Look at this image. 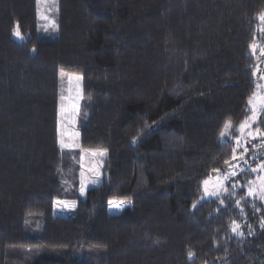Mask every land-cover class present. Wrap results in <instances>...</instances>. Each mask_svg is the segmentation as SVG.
Returning <instances> with one entry per match:
<instances>
[{"label":"trees","instance_id":"1","mask_svg":"<svg viewBox=\"0 0 264 264\" xmlns=\"http://www.w3.org/2000/svg\"><path fill=\"white\" fill-rule=\"evenodd\" d=\"M262 13L264 0H57L58 35L40 38L37 0H0V264H264L262 201L244 186L202 197L250 114ZM60 70L82 77L87 111L64 152ZM80 149L107 152L83 197Z\"/></svg>","mask_w":264,"mask_h":264},{"label":"rangeland","instance_id":"2","mask_svg":"<svg viewBox=\"0 0 264 264\" xmlns=\"http://www.w3.org/2000/svg\"><path fill=\"white\" fill-rule=\"evenodd\" d=\"M37 13H38L37 36L40 38H56L58 35V30H57V0H47V2H44V0H40L39 3L37 2ZM262 14H264V13H262ZM260 15H259V17H260ZM43 16H48L49 19L48 20L42 19L41 17H43ZM50 21L55 22V25H56L55 30H53V28L51 27ZM259 21H260V19H259ZM261 28H264V22H262V21H260V26H259L260 34L264 33L261 31ZM45 29H47V30H45ZM16 31L17 30H15V32ZM15 32H14V35H15ZM21 37L23 38L22 34H21ZM255 44L257 45V49L255 52L257 62H256V67H255L254 73H255V76H256L259 83L257 84V87H256L254 93H257L259 95H264V56H262L260 54L261 49L264 48V43L260 44V43L256 42ZM60 72H61V70L59 71V104H58L59 141L61 138V133H63L64 134L63 139L66 143L78 144L79 135L77 137V136H74L72 134L79 133L78 132V126L79 125H85L86 119H87V111L82 112V109H81L82 83H81V80L79 82H77L75 79H73L71 82H69L68 77L70 75H78V74L64 71L65 76L63 78H61ZM78 90H79V94L81 97L78 101L79 113L77 115H75V122L72 123L71 122V107H72V103L75 102ZM253 94L251 96H253ZM61 95L65 96V97L71 96L72 100L65 99L63 102H61V100H60ZM61 103H63L64 109L66 110V114L69 116V119L65 120L63 122V124L60 123V121H61ZM249 108H250V106H249ZM250 115H251V109H250L249 116ZM80 116H81V118H80ZM250 130L253 132L254 135H256V139H254V140L248 139L247 144H244V142H243L244 139H247L246 134H245V137L241 139V143L239 146L237 145V142H236L237 137L239 136L238 131H237V136L232 138L233 143H234V148L236 149V152H237V160L233 161L231 164L238 162L239 168H244V169H248L249 167L258 168V165L264 163V147H260L261 141L264 140V134L261 131H260V134H256V127L254 125L252 126V128ZM225 132H227L228 134L223 136V137L220 136V139L221 140L231 139V137L229 136L230 129L228 130V128L226 127L222 133H225ZM59 144H60V142H59ZM254 145H255V147H254ZM244 147L248 148V152L244 154L245 159L248 161L247 164L244 163V160L239 159V155L241 153H243ZM78 148L79 147L72 148V149L64 148L62 150L64 152V151L74 150V149H78ZM101 150H103V149H97V150L80 149V151H78L79 156H78V159L75 158V163H77V164L79 163L78 165L80 167V170H79L80 180H81L80 173L82 170L85 172V179L90 180L94 176V173L88 172L87 169L89 167H94L101 173L100 178H99V181H100V179L102 177V173H103V164H104V160L107 156V152L103 156H100V155L92 156V155H90V153L94 152V151L98 152ZM82 155L84 157L83 160L81 159ZM63 161H65V160L63 159ZM81 165H83V169L81 168ZM236 170L238 171V169H236ZM246 171H247V174H249V176L251 175V177L248 178L246 183H242L241 181L237 180L236 177H232L230 180L225 181V187L228 189V192H229V190L233 191V188L231 185L233 183H236L238 185V187L235 190L244 186L246 189V194H247V183H248V181H250V180L251 181H258V176L264 175V172H261V171H258L257 173H252L251 171H248V170H246ZM225 172L215 173L214 175H211L210 177L207 178L208 180L211 181V183L209 184L210 190L212 189L213 184L216 183V176L219 174L222 178L223 175L225 174ZM95 185H93L92 183L89 182L87 184L86 189L91 187V186H95ZM79 188H80V185H79ZM79 188H78V193L80 195ZM86 189H85V191H86ZM223 195H221V196H223ZM221 196L220 197H216V196L204 197L203 188H202V197L203 198H221ZM252 198H255V197H252ZM262 203L264 204V201H262Z\"/></svg>","mask_w":264,"mask_h":264},{"label":"snow or ice","instance_id":"3","mask_svg":"<svg viewBox=\"0 0 264 264\" xmlns=\"http://www.w3.org/2000/svg\"><path fill=\"white\" fill-rule=\"evenodd\" d=\"M37 2L39 3L40 0H37ZM44 2H47V0H44ZM42 19L48 20L49 17L48 16H43L41 17ZM260 21L264 22V14H261L259 17ZM50 25L53 28V30H55L56 25L54 21H50ZM17 31L15 32V35L18 38H22L21 34L19 32V26L17 25ZM47 30V29H45ZM261 31L264 32V28H261ZM250 50L252 51L253 55L256 52L257 49V45L255 43L250 44L249 45ZM35 50V49H33ZM260 54L262 56H264V48L261 49ZM255 75V73H254ZM60 76L61 78H63L65 76V73L63 70H61L60 72ZM69 82H71L73 79H75L77 82H79L80 80H82V77L79 75H70L68 77ZM80 94H79V90L77 92V96L75 99V102L72 103V107H71V122L74 123L75 122V115H77L79 113V104L78 101L80 99ZM65 99L68 100H72V97H65L63 95H61L60 100L61 102H63ZM248 105L250 106L251 109V115L244 121L241 122V124L239 125V128L237 129V131L239 132V136L237 137V145L239 146L241 143V139L245 137V134L247 136V139H244V144L248 143V139H256V135L253 134V132L250 130L252 128V126L256 123L258 117L261 115L262 112H264V95H259L257 93H254L253 96L249 97L248 101H247ZM69 119V116L66 114V110L64 109L63 103H61V121L60 123L63 124V122L65 120ZM226 127L228 129H231L232 125L231 123H229L228 125H226ZM228 133H221V136H225ZM256 134H260V129L256 128ZM63 133H61V138H60V147L61 149L64 148H68V149H72V148H77L79 147L78 144L75 143H66L63 139ZM74 136L79 135V133H75L72 134ZM255 147V145H254ZM260 147H264V140L261 141V145ZM248 152V148L244 147L243 153H241L239 155V159L240 160H244V163L247 164L248 161L245 159L244 154ZM106 154V150H101L98 152H91L90 155L92 156H96V155H100L103 156ZM83 155L81 156V159L83 160ZM233 160L236 161L237 160V152L236 149H233ZM225 164L228 165V168L225 172V174L223 175V177L221 178V176L218 174L216 176V183L213 184L212 189H209V184L211 183L210 180L206 179L203 181V194L204 197H208V196H216V197H220L223 194H228L229 196H233L235 195V189L238 187V185L236 183H233L231 186L233 188V192L232 193H228V189L225 187V181L230 180L232 177H236L239 173H242L246 170L251 171L252 173H257L258 171L264 172V163L258 165V168H251L249 167L248 169H244V168H239V163H233V164H229L228 161H225ZM81 168L83 169V165H81ZM238 169V171L236 170ZM88 172L94 173V176L90 179V180H86L85 179V172L82 170L80 173V188H79V192L80 195L83 196L85 194V189L87 187V184L90 182L93 185L97 184L99 182V178L101 173L94 167H89L87 169ZM216 173H219V169H214L213 170ZM247 196L248 197H255L257 199H259L260 201H264V175L258 176V181H248L247 183ZM62 204H64L65 207L69 206V202L67 201H62L60 202ZM220 203L223 204L224 201L221 199ZM235 203L237 204V206H239L241 204L240 200L235 201ZM110 205H113L112 201H109ZM75 205V201L71 202V206ZM114 207L117 208H121L123 207V204H117V205H113ZM193 207L195 208L196 205L194 204ZM241 211H243V209H240ZM241 225L239 223H237L236 221L232 222V227H231V231L233 232V234L235 235H239V236H243V232L240 231ZM261 228H264V222L261 223ZM189 257L192 258L193 257V253L189 252Z\"/></svg>","mask_w":264,"mask_h":264},{"label":"water","instance_id":"4","mask_svg":"<svg viewBox=\"0 0 264 264\" xmlns=\"http://www.w3.org/2000/svg\"><path fill=\"white\" fill-rule=\"evenodd\" d=\"M233 161H234L233 159H232L231 161H229V164H231ZM226 166H228V165H226ZM215 173H216V172L212 171V172H211V175H214Z\"/></svg>","mask_w":264,"mask_h":264}]
</instances>
